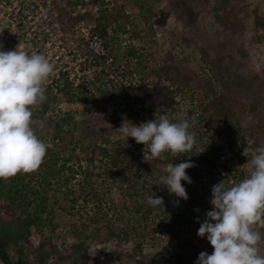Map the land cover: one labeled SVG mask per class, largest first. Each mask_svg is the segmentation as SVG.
Returning a JSON list of instances; mask_svg holds the SVG:
<instances>
[{"label":"rangeland","instance_id":"obj_1","mask_svg":"<svg viewBox=\"0 0 264 264\" xmlns=\"http://www.w3.org/2000/svg\"><path fill=\"white\" fill-rule=\"evenodd\" d=\"M15 1L0 0V44L4 50L18 47L31 53L21 41L14 40L16 30L11 27L10 19L15 14ZM50 2L55 15L67 28L84 26L94 30L97 16L109 8L116 16L114 24L120 36L119 43L141 47L142 57L138 61L129 57L117 61L116 74L121 75L118 81L101 70L97 74L99 82L94 92L85 94L84 87L76 88L63 81L57 86V91L45 88L46 99L34 106L32 126L35 133L60 155L72 154L74 143L65 148L70 139H82L89 147L105 145L112 150L115 148L121 161L107 170L110 171L108 173H115L114 177L119 179L120 185L109 183L107 186L111 190L104 191V204L87 203L82 210L86 219L91 217L95 220L102 237L96 233V238L90 241L87 231L82 233L77 230L79 233H76L69 228H56L52 240L66 256L60 258L57 254L43 259L41 251L44 249L40 244L46 238H40L38 230L31 227L21 252L24 258L29 264H137L127 261V252L133 246L131 237L116 242V236H107V233L116 235L125 229L137 232V243L152 257L157 255V249L158 253L173 255L170 254L173 249H179L181 245L190 254L193 252L191 245L195 246L197 255L202 251L211 253L213 249L206 238L199 237L197 233L189 235L191 232L187 223H177L173 228L166 226L167 231L156 230L152 232L154 237L144 240L143 228L150 224L152 214L142 216L131 209L127 215L119 217L118 212L123 210L127 200L125 185L135 183V190H139L144 177L150 183L146 189L148 193L157 191L156 187L163 189L165 187L159 177L165 174L164 169L170 163L193 161L195 166L186 169V172L191 176L192 188L198 189L200 181H196L199 178L196 179V176L203 174L200 173L199 157L205 152L197 136L205 130L211 134L205 135V138L222 149L221 154L227 162L225 168L224 164L215 161L208 168V175L213 174L214 178L222 181L227 170L232 169L226 185L229 186L241 180L240 171L246 170V176L250 174L251 165L241 153L245 147L251 152L264 146V26L257 25V18L264 20V0H90L89 5L79 10L76 2L79 4L82 0ZM109 30L113 34L115 26ZM188 75L195 76L204 88L185 87L184 79ZM134 78L140 82L134 80L135 86L132 83ZM143 81L147 85L139 87ZM176 85L178 91L187 88L186 93L172 94ZM134 87L136 89H132ZM81 97L86 99L85 103L81 102ZM156 115H166L173 121L181 117L189 120L190 131L196 138L193 148L185 154L164 152L155 158L146 152L150 162L145 159V145L136 143L131 137L126 139L117 130L125 117L139 124L155 119ZM201 116H204V121ZM75 150L78 154V149ZM99 160L101 163L98 162L94 169H87L86 163H82L83 180L86 177L88 183L96 184L106 176L107 172L102 171L105 162ZM41 178L34 176L28 186L27 180L16 183L8 181V177L4 178L5 187L0 189V217L6 221L13 219V213L9 214L11 211L5 206L8 191L13 185L14 189L23 188L24 191L42 190L39 186ZM81 179V176H76L68 187L81 190L84 185ZM61 186L57 182L51 183L52 197L48 198L44 214L49 209H57L53 194H57ZM198 194V197L189 196L188 201L192 200L205 216L212 208L209 202L211 190L203 186ZM156 212L157 209H154L153 216ZM196 224H199L198 220ZM260 231L264 233V226ZM82 243L85 244L80 246ZM47 249L50 250V247ZM259 251L264 254V240L259 244ZM11 253L12 256H20L15 247H12ZM170 258L174 261L173 256ZM140 259L136 256V260ZM195 260L189 264H194ZM149 261L145 259V262Z\"/></svg>","mask_w":264,"mask_h":264},{"label":"clouds","instance_id":"obj_2","mask_svg":"<svg viewBox=\"0 0 264 264\" xmlns=\"http://www.w3.org/2000/svg\"><path fill=\"white\" fill-rule=\"evenodd\" d=\"M54 71L45 55L18 47L4 50L0 44V178L34 171L42 163L48 145L34 131L33 109L46 99L45 84ZM117 130L145 145L148 161L146 152L153 158L164 152L181 155L196 143L189 120L182 117L173 121L156 115L139 124L125 117ZM241 154L251 165L250 174L229 186L223 181L212 186V208L202 221L198 219L197 235L206 238L213 250L200 252L194 264H264L259 251L264 240L260 231L264 226V146L251 152L245 147ZM194 166L191 160L170 163L159 177L169 195L178 198L177 205L180 199H188L182 181L192 183L186 169ZM147 202L164 207L161 196H150Z\"/></svg>","mask_w":264,"mask_h":264},{"label":"trees","instance_id":"obj_3","mask_svg":"<svg viewBox=\"0 0 264 264\" xmlns=\"http://www.w3.org/2000/svg\"><path fill=\"white\" fill-rule=\"evenodd\" d=\"M89 4L90 2L87 5ZM76 5H78L77 2ZM104 11L106 12H102L97 16V23L94 27V32L103 37L105 45L109 50V54L115 58V62L119 61L120 59H126L128 57L138 61L142 57L140 51L142 50V48H138L133 44L122 45V42L119 43L118 39H120V36L117 35V27L114 24L116 22V16L112 12H110L109 8H106V10ZM257 25L264 26V20L261 18H257ZM112 26H115L113 34L109 30ZM194 77L195 76L189 75L185 76V87L187 86L188 88L195 89V87L198 88L201 86V88H204L202 86L203 83L199 82ZM62 85L64 86V91H67V87H65L64 84ZM146 85L147 84L143 81L141 82L139 87H145ZM178 88V85H176V90L172 94L180 93L182 95V93H186L185 91H187V88H184L181 91H178ZM132 89L136 88L134 87ZM173 98L174 97H172V102H174ZM80 100L83 103L86 102V99L83 97H81ZM203 117L204 116H201V120L203 119L202 121H204ZM205 135L211 136L210 131L205 130L204 132L200 133L199 136H197V139L201 140L204 149L203 151L205 152L203 156L199 157V164L201 167L200 173L203 174H199L198 176H196V179L199 177L196 181H200V186L195 190V188H192V184L182 181L188 193V197H198V192L202 189L203 186L206 187V190H211L213 185L221 182V180H219L220 178H214L215 176L213 174L208 175L207 170H209V167L213 166V163H215V161L224 164L225 168L227 167V162L221 154L222 149L217 146L215 142H209L208 138H205ZM67 140L68 139L66 138L65 141ZM73 143L75 144V148L72 150V154H70L69 156H66L67 154L62 156V154L60 155L48 146L46 155L43 158L42 163L36 170L28 173L18 172L17 174L8 177V181H14L16 183H22L27 180L28 186L31 184L34 176H41L42 178L39 186H41L40 188H42V190L37 189L33 191L32 189L30 191L29 189H27L24 191L23 188L14 189L13 185L8 191V201L5 206L7 207L6 210L8 209V211H11V213L9 212V214L13 213V219L10 221H6L4 220V217H0V263L29 264V261L24 258V255L21 252H23L24 250L23 248L25 239L31 233V227H34L36 228V230H38L40 238H46V240L41 241L40 244L41 248L44 249L43 251H41L43 259L47 257L52 258L57 254L60 255V258L66 256L58 246H55V243L52 240L53 232L56 228L65 227L67 229L69 228L68 230L71 231H82V233L87 231L90 233L88 237L90 241L96 238V233L99 235V237H102L100 228H97L95 226V220L91 217L86 219L84 216L85 213H83L82 210L85 209V204L87 203L98 206L104 204V202L106 201V192L104 191L111 190V188L107 186L109 185V183L115 184L117 186L120 185L119 179H116V177H114L115 173L113 171H111V173H108L110 171L107 170L108 167L114 168L116 167V165H118V163H120L119 161L121 160L118 155L119 153L116 152L117 150L115 148L114 150H112L110 147L107 148L105 145H96L94 147H89L84 144L82 139H70L68 145L65 146V148H69ZM75 149H78V154ZM99 159H103V161L105 162V168L102 171L103 173L104 171L105 173L107 172L106 176H104L102 180L96 182V184L88 183L86 177L83 180L84 171H81L83 167L82 163H86L85 168L87 166V169H94V166L97 165L98 162L101 163ZM76 165L78 166L76 167ZM227 171L228 173L222 180L225 185H227L230 181L229 177L231 175L232 169H228ZM239 174L240 178L243 179L248 173L246 172V170H242L239 172ZM76 176L82 177L81 180H83L84 185L80 188L81 190L68 187V184L73 179H75ZM52 182H57L62 185V188H59L58 190L59 192H57V194H53V197L56 198V203L58 205L57 209H49V211L44 214L45 210L48 207V198L52 197L49 189ZM140 183L141 185H139L138 187L140 188L139 190H135L137 189L136 186H134L135 183H130L124 186L127 200L125 201L124 207H122L123 210L119 211L118 215L119 217L127 215L132 211L131 209H133L135 213H139L142 216L149 215L151 213L152 217L149 220L150 224H147L146 227L143 228L144 240H150L151 237H154V234L152 232L156 230H162V232L167 231L166 226H168L169 228H173L175 224L177 225V223L180 222L187 223L189 225L191 232L189 233V235L192 233H197V229L200 226L199 224H196L197 220L200 219L202 221L205 216L202 215L201 211L197 210V207L192 203V200L188 201V199H181L179 200V204L177 205L174 203V201H176L178 198L175 197L174 199H172V196L169 195L166 188L162 189L159 187L160 189H158V187H156L155 189H157V191H154L152 192V194H150V192L148 193V190H146L147 186H149L150 184L148 180L142 177ZM138 184L139 183L137 182V186ZM2 187H5L4 178H0V189ZM148 195L163 197L164 207L162 205L155 207L149 205L147 202ZM154 209H157V212L153 216ZM16 211H18L19 213H17ZM44 229H46V231H44ZM79 231H77L76 233H79ZM120 232L116 233V235H113L115 233H107V236H116V242L129 239V237L133 239L131 240L133 244L132 249L128 250L127 252L129 255L127 257V261H135V263L137 264H189L191 263L190 261H194L198 257V255L194 252L196 248L192 245V254L187 253L186 250H184L183 245H181L179 249H173L174 252L170 253L173 255H168L167 252L158 253L157 249L155 251V254L157 253V255H154L152 257L151 254H146L143 251L140 243H137V232L133 233L126 229L120 230ZM83 244L85 243H82L80 246H82ZM48 246L50 247V250L47 249ZM12 247H15L20 256H12ZM75 247L77 246L75 245ZM186 248L187 247L185 246V249ZM73 251L74 250H72V254L75 253ZM136 256H139L141 259L136 260ZM171 256H173L174 261H171ZM145 259H148L150 261L145 262Z\"/></svg>","mask_w":264,"mask_h":264},{"label":"built area","instance_id":"obj_4","mask_svg":"<svg viewBox=\"0 0 264 264\" xmlns=\"http://www.w3.org/2000/svg\"><path fill=\"white\" fill-rule=\"evenodd\" d=\"M89 2L82 0L76 8L82 9ZM14 5L15 14L10 19L16 30L14 40L21 41L31 53L41 52L54 65L55 71L45 88L57 91L59 83L67 81L76 88L84 87L85 94H89L95 91L101 70L116 81L121 78L116 74L115 58L109 54L103 37L92 28H67L55 15L50 0H16ZM134 80L140 83L134 78V86Z\"/></svg>","mask_w":264,"mask_h":264}]
</instances>
